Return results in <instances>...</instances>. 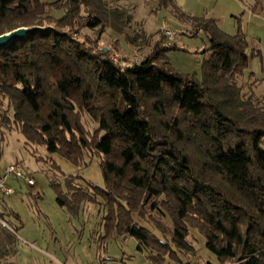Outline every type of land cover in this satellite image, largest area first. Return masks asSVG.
Returning a JSON list of instances; mask_svg holds the SVG:
<instances>
[{
  "label": "trees",
  "instance_id": "obj_1",
  "mask_svg": "<svg viewBox=\"0 0 264 264\" xmlns=\"http://www.w3.org/2000/svg\"><path fill=\"white\" fill-rule=\"evenodd\" d=\"M110 4L0 0V36L55 28L0 50V100L30 143L53 146L76 166L101 159L106 189H94L108 210L107 238H133L149 261L163 264L180 261L198 230L220 264H264V107L238 84L250 65L247 39L214 19L182 15L210 41L203 82L172 69L167 37L141 63L120 67L98 52L121 17ZM160 4L169 9L174 0ZM85 29L99 37L78 40ZM84 115L98 125L94 134Z\"/></svg>",
  "mask_w": 264,
  "mask_h": 264
},
{
  "label": "rangeland",
  "instance_id": "obj_2",
  "mask_svg": "<svg viewBox=\"0 0 264 264\" xmlns=\"http://www.w3.org/2000/svg\"><path fill=\"white\" fill-rule=\"evenodd\" d=\"M108 1L112 3L110 13L121 17L113 19L115 27H107L100 38L99 53H107L120 67L136 65L170 31L177 34L174 40H166L167 46L175 48L168 53L172 69L203 82L205 64L212 56L204 32L195 34L188 22L181 23L161 8L158 0ZM243 1L244 14H224L219 20L227 34L241 33L247 39L250 65L238 84L247 99L259 100L264 107V15H258L264 2L260 0L254 18V5L250 0ZM54 15L61 18L64 13ZM211 17L201 13L195 18ZM75 37L84 42L97 39L99 33L85 29ZM13 115L6 102L0 100V171L20 163L36 185L29 187L24 180L14 178L8 183L15 193L0 203V264H156L149 261L147 253L138 250L135 239L125 235L106 237L108 210L94 189H106L101 159L91 155L86 158V165L76 166L53 146L30 143L18 130ZM83 123L91 134L98 129L88 115L83 116ZM69 181L74 190L69 188ZM60 195L62 202L58 201ZM137 222L159 234L152 221ZM163 225L171 228L168 219ZM189 241L192 248L178 252L180 261L166 257L163 264H220L198 230H191Z\"/></svg>",
  "mask_w": 264,
  "mask_h": 264
},
{
  "label": "crops",
  "instance_id": "obj_3",
  "mask_svg": "<svg viewBox=\"0 0 264 264\" xmlns=\"http://www.w3.org/2000/svg\"><path fill=\"white\" fill-rule=\"evenodd\" d=\"M158 1L160 2V0ZM261 1L264 2V0ZM250 2L251 4L254 5V8L251 9V11L253 12L252 16L256 18L255 12L259 10L258 5L262 2H260V0H250ZM243 4H244L243 0H174V7H171L166 10L172 13L175 16V18L178 19L184 25L186 24L180 18L182 15L195 18V17H201V13H209L212 15L211 19L217 21L220 29L223 32H225L222 29L220 23L221 21L219 20L220 17L224 16V14H229L233 12L235 13L243 12L244 14L246 12V9L243 6ZM259 12H260V14H258L259 16L264 15V7H262V9ZM231 36H236V35H231Z\"/></svg>",
  "mask_w": 264,
  "mask_h": 264
},
{
  "label": "built area",
  "instance_id": "obj_4",
  "mask_svg": "<svg viewBox=\"0 0 264 264\" xmlns=\"http://www.w3.org/2000/svg\"><path fill=\"white\" fill-rule=\"evenodd\" d=\"M165 37H167L169 41H172L177 37V34L166 31ZM112 61L116 63L114 58ZM11 178L17 181L24 180L29 187H34L36 185L34 179L25 174L23 166L20 163L9 165L4 170L0 171V203L4 197L11 196L15 193L8 184ZM3 224L5 225L4 222Z\"/></svg>",
  "mask_w": 264,
  "mask_h": 264
},
{
  "label": "water",
  "instance_id": "obj_5",
  "mask_svg": "<svg viewBox=\"0 0 264 264\" xmlns=\"http://www.w3.org/2000/svg\"><path fill=\"white\" fill-rule=\"evenodd\" d=\"M53 26L48 27H23L0 36V50H7L17 42H25L38 32L49 33L54 31Z\"/></svg>",
  "mask_w": 264,
  "mask_h": 264
}]
</instances>
